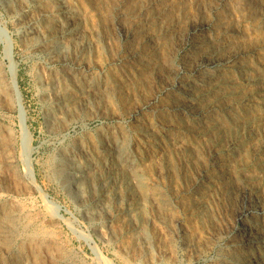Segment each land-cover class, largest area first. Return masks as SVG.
Here are the masks:
<instances>
[{"label": "rangeland", "instance_id": "obj_1", "mask_svg": "<svg viewBox=\"0 0 264 264\" xmlns=\"http://www.w3.org/2000/svg\"><path fill=\"white\" fill-rule=\"evenodd\" d=\"M32 1L34 0H0V264L224 263L227 256L225 244L229 241L226 232L232 233V226L236 225L237 228L233 231L232 238L238 241L244 231L242 222L252 227L258 221L264 226V175L259 172L261 166L264 169V0H35L41 7L38 9ZM57 6H65L72 17H65L58 12L56 14ZM42 11L45 16L40 14ZM154 11L164 12L161 16L164 28L149 27L148 18ZM29 17L34 18L39 25V33L34 34V38L33 34L30 35L33 39L24 37L25 31L30 30ZM46 18L49 19L46 21ZM135 19L138 23H135ZM197 22L200 30L195 36L199 37L198 41L201 40V46L195 43L194 38L189 37V31L197 26ZM47 25L51 31L54 30V42L44 40ZM138 28H141L140 33L138 31L135 34L134 31ZM165 28L169 32H165ZM54 45L59 47L58 54L53 51ZM212 46L220 47L223 55L230 58L227 65L215 67L224 79L220 84L207 82L202 76L204 69H200L209 59L206 52ZM179 72H182L180 78L177 76ZM183 79L194 83L203 81L208 86L207 96L198 98L201 112L188 105L185 99L188 92L178 84ZM225 92L228 94L226 97ZM214 100H218L219 105H225L224 109H208L207 104ZM246 111L249 112L247 116L244 115ZM238 117L243 122L237 121ZM123 143L127 149L125 152L132 157V163L139 162L134 175L116 169L114 164L115 145ZM251 145L255 147V153ZM157 154L164 156L157 161L150 158ZM74 165L77 170H74ZM54 168L58 172L56 175L53 174ZM92 168L100 169L99 174L96 171L94 176L93 189L89 188L88 183L81 186L69 184V174L79 170L83 174H93ZM60 172L64 173L61 175ZM153 177L159 178L156 180ZM194 179L206 188L207 195L212 198V222L199 218L194 210L195 199L191 195ZM225 183L227 188L223 186ZM232 187L235 189L231 190ZM159 192L162 193L165 206L159 205L160 201L156 200ZM227 195H231V198ZM94 196H101L100 201L94 200ZM237 196H240L239 201ZM127 203L133 206L131 211ZM96 204L100 205V209L95 211ZM248 210L250 212L247 213ZM239 211L244 213V217L241 221H236ZM109 212L111 214L108 216ZM10 217L17 220V225L13 224ZM228 218L231 220L225 223ZM131 219L134 220L131 222ZM219 224H222L221 227ZM165 226H168L167 229ZM132 236L139 240V248L131 246ZM143 240L149 241L148 247L156 260L154 257L145 259L147 244ZM203 242H206L204 245L207 247H201ZM172 243L174 245L171 246ZM139 249L141 254H138ZM198 249L201 250L198 252Z\"/></svg>", "mask_w": 264, "mask_h": 264}, {"label": "bare ground", "instance_id": "obj_2", "mask_svg": "<svg viewBox=\"0 0 264 264\" xmlns=\"http://www.w3.org/2000/svg\"><path fill=\"white\" fill-rule=\"evenodd\" d=\"M28 1V0H27ZM65 1V0H64ZM67 1V0H66ZM69 1H71V0H69ZM133 1V0H132ZM157 1V0H156ZM195 1V0H194ZM33 2V5L38 9L40 6H39V3H38V1H32ZM63 2V1H62ZM72 2V1H71ZM121 2V1H120ZM23 3V2H22ZM27 3V2H26ZM25 3V4H26ZM90 3H93V2H90ZM95 3V2H94ZM122 3V2H121ZM150 3V2H149ZM148 3V4H149ZM164 3V2H163ZM58 4H60V5H63V4H61V3H58ZM158 4V3H157ZM166 4V3H165ZM181 4V3H180ZM68 5V4H67ZM104 5V4H103ZM120 5V4H119ZM127 5V4H126ZM174 5V4H173ZM176 5H177V3H176ZM184 5V4H183ZM65 6H66V4H65ZM64 6V7H65ZM112 6H114V5H112ZM123 6V5H122ZM147 6V5H146ZM162 6H164V5H162ZM178 6V5H177ZM204 6V5H203ZM32 7V6H31ZM34 7V8H35ZM44 7V6H43ZM64 7H62V6H57L56 8H55V10H56V14H57V12L58 13H62L65 17H72L71 15V12H69L66 8H64ZM124 7V6H123ZM213 7V6H212ZM41 8V7H40ZM169 8H171V7H169ZM173 8V7H172ZM117 9V8H116ZM150 9V8H149ZM148 9V10H149ZM155 9V8H154ZM167 9V8H166ZM193 9V8H192ZM34 10V9H33ZM54 10V9H53ZM71 10V9H70ZM114 10V9H113ZM195 10V9H194ZM213 10V9H212ZM13 11V10H12ZM43 11H45V10H43ZM43 11L40 13L42 16H45L44 15V13H43ZM74 11V10H73ZM77 11V10H76ZM180 11V10H179ZM183 11V10H182ZM54 12V11H53ZM121 12V11H120ZM145 12V11H144ZM194 12H196V11H194ZM193 12V13H194ZM38 13V12H37ZM36 13V14H37ZM52 13V12H51ZM131 13H133V12H131ZM164 12H161V11H154L153 13H152V15H151V17L150 18H148L149 20H150V26L149 27H163L164 26V21H162L161 20V16H162V14H163ZM54 14V13H53ZM116 14V13H115ZM114 14V15H115ZM145 14H146V12H145ZM48 15V14H47ZM73 15H74V13H73ZM80 15V14H79ZM82 15V14H81ZM174 14H172V16H173ZM38 16V15H37ZM117 16V15H116ZM145 16V15H144ZM33 17V16H32ZM30 18V24H31V26H30V30L29 31H25V33H24V37H25V39H30V38H32L33 36H34V34L36 35V34H38L39 33V25H38V22L34 19V18ZM48 17H50V16H48ZM115 17V16H114ZM165 17V16H164ZM188 17H189V15H188ZM64 18V17H63ZM82 18V17H81ZM49 19V18H48ZM47 18H46V21L48 20ZM78 19H80V18H78ZM128 19V18H127ZM131 19V18H130ZM198 19V18H197ZM227 19V18H226ZM38 20H41V19H38ZM76 20V19H75ZM190 20V19H189ZM216 20V19H215ZM50 21V20H49ZM58 21V20H57ZM60 21V20H59ZM70 21V20H69ZM78 21V20H77ZM98 21V20H97ZM131 21H133V20H131ZM138 20L137 19H135V23H138L137 22ZM147 21V20H146ZM180 21V20H179ZM229 21V20H228ZM64 22V21H63ZM104 22V21H103ZM108 22V21H107ZM70 23H72V22H70ZM82 23H83V21H82ZM81 23V24H82ZM167 23V22H166ZM48 24H50V22L48 23ZM74 24H75V22H74ZM78 24H80V23H78ZM100 24V23H99ZM117 24V23H116ZM43 25H45V24H43ZM42 25V26H43ZM51 25V24H50ZM104 25V24H103ZM114 25V24H113ZM143 25V24H142ZM166 25V24H165ZM173 25V24H172ZM182 25V24H181ZM48 26V25H47ZM46 26V36L44 37V40L46 39V40H50L51 42H54V39H55V34H54V30H53V28H52V30L53 31H51L50 29H49V26L47 27ZM109 26V25H108ZM147 26V25H146ZM221 26V25H220ZM65 27V26H64ZM125 27V26H124ZM210 27V26H209ZM214 27V26H213ZM216 27V26H215ZM219 27V26H218ZM55 28V27H54ZM59 28V27H58ZM164 28V27H163ZM57 29V28H56ZM60 29V28H59ZM62 29H63V27H62ZM81 29V28H80ZM121 29V28H120ZM141 29V28H140ZM139 28L136 30L135 29V34H137L138 33V31L140 30ZM67 30V29H66ZM123 30V29H122ZM177 30V29H176ZM198 30H200L199 29V27H198V22H197V26H193L192 27V29L189 31V37L190 38H194V40H195V43L196 44H198L199 46H201V43L202 42H200V41H198V38H196V34H197V32H198ZM58 31V30H57ZM63 31V30H62ZM75 31H77V30H75ZM147 31V30H146ZM168 31V29L167 28H165V32H167ZM175 31V30H174ZM212 31V30H211ZM41 32H43V31H41ZM71 32V31H70ZM128 32H130V31H128ZM169 32V31H168ZM228 32V31H227ZM58 33V32H57ZM56 33V34H57ZM64 33V32H63ZM68 33V32H67ZM139 33H140V31H139ZM145 33V32H144ZM31 34H33L32 35V37L30 36ZM61 34H62V32H61ZM70 34V33H69ZM125 34V33H124ZM130 34V33H129ZM143 34V33H142ZM157 34V33H156ZM177 34V33H176ZM211 34V33H210ZM60 35V34H59ZM101 35V34H100ZM153 35V34H152ZM188 35V34H187ZM205 35V34H204ZM229 35V34H228ZM40 36V35H39ZM38 36V37H39ZM125 36V35H124ZM127 36V35H126ZM143 36V35H142ZM198 36V35H197ZM221 36V35H220ZM223 36V35H222ZM37 37V36H36ZM74 37V36H73ZM145 37V36H144ZM153 37V36H152ZM164 37V36H163ZM189 37H188V39H189ZM34 38V37H33ZM32 38V39H33ZM99 37H97V39H98ZM102 38V37H101ZM100 38V39H101ZM137 38V37H136ZM148 38V37H147ZM220 38V37H219ZM40 39V38H39ZM79 39V38H78ZM104 39V38H103ZM154 39V38H153ZM157 39V38H156ZM155 39V40H156ZM96 40V39H95ZM102 40V39H101ZM165 40V39H164ZM215 40V39H214ZM41 41H43V40H41ZM60 41V40H59ZM73 41H75V40H73ZM137 41V40H136ZM158 41V40H157ZM186 41V40H185ZM189 41V40H188ZM192 41V40H191ZM46 42V41H45ZM94 42H96V41H94ZM100 42V41H99ZM104 42V41H103ZM214 42V41H213ZM216 42V41H215ZM220 42V41H219ZM224 42V41H223ZM61 43V42H60ZM175 43V42H174ZM209 43V42H208ZM56 44V43H55ZM70 44V43H69ZM96 44H97V42H96ZM126 44V43H125ZM190 44V43H189ZM53 45V44H52ZM62 45V44H61ZM66 45V44H65ZM132 45V44H131ZM146 45V44H145ZM169 45V44H168ZM177 45V44H176ZM202 45H204V44H202ZM208 45V44H207ZM206 45V46H207ZM222 45V44H221ZM69 46V45H68ZM98 46V45H97ZM101 46V45H100ZM228 46V45H227ZM50 47V46H49ZM48 47V48H49ZM82 47V46H81ZM176 47V46H175ZM187 47V46H186ZM53 51H55L57 54L59 53V47L58 46H56V45H54L53 47ZM65 48V47H64ZM67 48V47H66ZM128 48V47H127ZM154 48V47H153ZM160 48V47H159ZM243 48V47H242ZM98 49H99V46H98ZM138 49H140V48H138ZM142 49V48H141ZM147 49V48H146ZM176 49V48H175ZM52 50V49H51ZM148 50V49H147ZM171 50V49H170ZM195 50V49H194ZM132 51V50H131ZM152 51H153V49H152ZM63 53H64V51H62ZM130 52V51H129ZM139 52V51H138ZM155 52V51H154ZM181 52V51H180ZM144 53V52H143ZM173 53V52H172ZM177 53V52H176ZM182 53V52H181ZM207 55H208V57H209V59L207 60V61H205V63H203L201 66H200V69H204V71H203V78L207 81V82H211V81H213V82H217L218 84H220L221 82H223L224 81V79L222 78V75H221V73H220V71H217L216 69H215V67H218V66H225V65H227L229 62H230V58L229 57H227V56H225V55H223V52H222V50H221V48L220 47H218V46H212L211 47V49H209L207 52ZM53 54V53H52ZM166 54V53H165ZM187 54V53H186ZM63 55V54H62ZM66 55V54H65ZM127 55H129V54H127ZM155 55V54H154ZM173 55V54H172ZM179 55V54H178ZM197 55V54H196ZM238 55V54H237ZM60 56V55H59ZM139 56H141V55H139ZM149 56V55H148ZM176 56V55H175ZM203 56V55H202ZM55 57V56H54ZM143 57V56H142ZM164 57V56H163ZM169 57V56H168ZM199 57V56H198ZM207 57V58H208ZM176 58V57H175ZM178 58V57H177ZM243 58V57H242ZM55 59H56V57H55ZM54 59V60H55ZM138 59V58H137ZM143 59V58H142ZM152 59V58H151ZM185 59V58H184ZM202 59V58H201ZM232 59V58H231ZM146 60V59H145ZM202 60H204V59H202ZM236 60V59H235ZM148 61V60H147ZM172 61H174V60H172ZM171 61V62H172ZM180 61V60H179ZM199 61V60H198ZM240 61V60H239ZM156 62V61H155ZM238 62V61H237ZM143 63V62H142ZM145 63V62H144ZM170 63V62H169ZM235 63V62H234ZM140 64V63H139ZM147 64V63H146ZM173 64V63H172ZM125 65H127V64H125ZM168 65V64H167ZM174 65V64H173ZM131 66V65H130ZM144 66V65H143ZM170 66V65H169ZM182 66V65H181ZM132 67H133V64H132ZM152 67V66H151ZM150 67V68H151ZM157 67V66H156ZM177 67V66H176ZM190 67V66H189ZM188 67V68H189ZM198 67V66H197ZM130 68V67H129ZM193 68V67H192ZM223 68V67H222ZM226 68V67H225ZM131 69V68H130ZM185 69V68H184ZM236 69V68H235ZM123 70H125V69H123ZM173 70V69H172ZM232 70H233V68H232ZM239 70V69H238ZM237 70V71H238ZM246 70V69H245ZM116 71V70H115ZM121 71V70H120ZM146 71V70H145ZM153 71H155V70H153ZM169 71V70H168ZM229 71H231V70H229ZM172 72V71H171ZM170 72V73H171ZM241 72V71H240ZM246 72V71H245ZM252 72V71H251ZM259 72V71H258ZM258 72L256 73V74H258ZM115 73V72H114ZM133 73V72H132ZM147 73V72H146ZM180 73H182V72H179L178 74H177V76L180 78ZM248 73V72H247ZM140 74V73H139ZM156 74V73H155ZM154 74V75H155ZM223 74H225V73H223ZM58 75V74H57ZM123 75V74H122ZM136 75V74H135ZM150 75H152V74H150ZM230 75V74H229ZM238 75V74H237ZM71 76V75H70ZM131 76V75H130ZM199 76V75H198ZM240 76V75H239ZM256 76V75H255ZM261 76H262V73H261ZM117 77H118V74H117ZM123 77V76H122ZM144 77V76H143ZM228 77V76H227ZM235 77V76H234ZM135 78V77H134ZM133 78V79H134ZM152 78V77H151ZM159 78V77H158ZM161 78V77H160ZM187 78V77H186ZM97 79V78H96ZM96 79H94V80H96ZM122 79V78H121ZM124 79V78H123ZM122 79V80H123ZM137 79V78H136ZM168 79V78H167ZM238 79H239V77H238ZM120 80V79H119ZM148 80V79H147ZM203 80V79H202ZM246 80V79H245ZM100 81V80H99ZM105 81V80H104ZM128 81V80H127ZM111 82V81H110ZM109 82V83H110ZM131 82V81H130ZM203 82V81H202ZM202 82H196V83H194L193 81L191 82V81H189V80H181V81H179L178 82V84L180 85V86H182L183 88H184V90L186 91V92H188V93H186V95H185V99H186V101H187V103H188V105L190 106V107H192V108H195L198 112H201V108H200V106L198 105V98H203V97H205V96H207V94H208V91H209V88H208V86L205 84V82L204 83H202ZM258 82V81H257ZM115 83H117V82H115ZM114 83V84H115ZM170 83V82H169ZM89 84V83H88ZM87 84V85H88ZM98 84H100V83H98ZM121 84H122V82H121ZM243 84V83H242ZM252 84V83H251ZM259 84V83H258ZM118 85V84H117ZM166 85H168V84H166ZM235 85H237V84H235ZM241 85V84H240ZM240 85L238 86V87H240ZM4 86H5V84H4ZM73 86V85H72ZM91 86V85H90ZM106 86V85H105ZM219 86V85H218ZM68 87H69V85H68ZM74 87V86H73ZM72 87V88H73ZM111 87V86H110ZM132 87H134V86H132ZM141 87V86H140ZM225 87V86H224ZM244 87V86H243ZM251 87H253V86H251ZM78 88V87H77ZM112 88V87H111ZM167 88V87H166ZM222 88V87H221ZM65 89V88H64ZM69 89V88H68ZM81 89V88H80ZM89 89V88H88ZM136 89V88H135ZM138 89V88H137ZM177 89V88H176ZM215 89V88H214ZM223 89H225V88H223ZM232 89V88H231ZM75 90H76V88H75ZM74 90V91H75ZM78 90V89H77ZM167 90V89H166ZM216 90V89H215ZM246 90V89H245ZM72 91V90H71ZM87 91V90H86ZM85 91V92H86ZM89 91V90H88ZM109 91H110V88H109ZM183 91V90H182ZM65 92H66V90H65ZM65 92H63V93H65ZM179 92V91H178ZM217 92V91H216ZM219 92V91H218ZM260 92V91H259ZM67 94H68V92H66ZM82 93H84V92H82ZM81 93V94H82ZM106 93V92H105ZM177 93V92H176ZM237 94H238V92H236ZM48 94V93H47ZM71 94V93H70ZM171 94V93H170ZM217 94V93H216ZM219 94V93H218ZM64 95V94H63ZM210 95V94H209ZM228 94H227V92H225V97L227 96ZM59 96V95H58ZM66 96V95H65ZM72 96V95H71ZM74 96H76V95H74ZM79 96V95H78ZM167 96V95H166ZM175 96V95H174ZM173 96V97H174ZM60 97V96H59ZM82 97V96H81ZM105 97V96H104ZM106 97H108V96H106ZM213 97V96H212ZM255 97V96H254ZM76 98H78V97H76ZM75 98V99H76ZM123 98V97H122ZM167 98H168V96H167ZM65 99V98H64ZM67 99V98H66ZM65 99V100H66ZM73 99V98H72ZM80 99H82V98H80ZM124 99V98H123ZM169 99V98H168ZM173 99V98H172ZM211 99V98H210ZM222 99V98H221ZM226 99V98H225ZM230 99V98H229ZM164 100V99H163ZM181 100V99H180ZM203 100V99H202ZM206 100H207V98H206ZM253 100V99H252ZM78 101V100H77ZM174 101V100H173ZM204 101V100H203ZM255 101V100H254ZM262 101V100H261ZM57 102H58V100H57ZM66 102V101H65ZM88 102V101H87ZM150 102V101H149ZM163 102V101H162ZM168 102V101H167ZM176 102V101H175ZM180 102V101H179ZM222 102V101H221ZM67 103V102H66ZM200 103V102H199ZM249 103V102H248ZM76 104H78V103H76ZM82 104V103H81ZM164 104V103H163ZM176 104V103H175ZM241 104V103H240ZM63 105V104H62ZM65 105V104H64ZM237 105V104H236ZM252 105H253V103H252ZM82 106V105H81ZM85 106H87L86 104H85ZM169 106V105H168ZM223 106H225V105H219V103H218V100H214V101H212V102H209L208 104H207V108L208 109H210V110H213V109H217V111H218V109H222L223 108ZM238 106H239V104H238ZM77 107V106H76ZM157 107H159V106H157ZM166 107H167V105H166ZM171 107V106H170ZM185 107V106H184ZM233 107V106H232ZM247 107H249V106H247ZM83 108V107H82ZM172 108V107H171ZM174 109H175V107H173ZM179 108V107H178ZM181 108V107H180ZM243 108V107H242ZM251 108V107H250ZM261 108V107H260ZM259 108V109H260ZM67 109V108H66ZM65 109V110H66ZM69 109V108H68ZM157 109V108H156ZM161 109V108H160ZM188 109V108H187ZM224 109V108H223ZM173 110V109H172ZM195 110V111H196ZM232 110V109H231ZM234 110V109H233ZM252 110V109H251ZM156 111V110H155ZM240 111V110H239ZM249 111V110H248ZM257 111V110H256ZM263 111V110H262ZM74 112V111H73ZM216 112V111H215ZM224 112V111H223ZM222 112V113H223ZM230 112V111H229ZM188 113V112H187ZM231 113V112H230ZM240 113V112H239ZM259 113V112H258ZM264 113V112H263ZM158 114V113H157ZM208 114H210V113H208ZM233 114V113H232ZM256 114V113H255ZM260 114V113H259ZM262 114V113H261ZM153 115V114H152ZM244 115H249V112H245V114ZM254 115V114H253ZM156 116V115H155ZM181 116V115H180ZM205 116V115H204ZM206 116H208V115H206ZM220 116H222V114L220 115ZM219 116V117H220ZM235 116V115H234ZM237 116V115H236ZM192 117V116H191ZM243 117V116H242ZM147 118V117H146ZM161 118V117H160ZM173 118V117H172ZM210 118V117H209ZM224 118H225V116L223 117V120H224ZM235 118V117H234ZM239 118V117H238ZM247 118H249V117H247ZM246 118V119H247ZM251 118V117H250ZM185 119V118H184ZM196 119V118H195ZM227 119H228V117H227ZM244 119H245V117H244ZM243 119V120H244ZM173 120V119H172ZM222 120V119H221ZM241 119L239 118V119H237V121H240ZM62 121V120H61ZM64 121H66V120H64ZM146 121V120H145ZM242 121V120H241ZM240 121V122H241ZM150 122H151V120H150ZM155 122V121H154ZM158 122H160V121H158ZM163 122V121H162ZM171 122V121H170ZM181 122H182V120H181ZM185 122V121H184ZM225 122V121H224ZM243 122V121H242ZM191 123V122H190ZM194 123V122H193ZM208 123H210V122H208ZM227 123V122H226ZM225 123V124H226ZM230 123H232V122H230ZM153 124V123H152ZM172 124H173V122H172ZM228 124H229V122H228ZM144 125H146V124H144ZM151 125V124H150ZM158 125V124H157ZM156 125V126H157ZM165 125V124H164ZM178 125V124H177ZM202 125V124H201ZM200 125V126H201ZM230 125V124H229ZM60 126V125H59ZM163 126V125H162ZM176 126V125H175ZM183 126V125H182ZM185 126H186V124H185ZM193 127H195V126H193ZM216 127V126H215ZM242 127V126H241ZM255 127H256V125H255ZM139 128V127H138ZM151 128V127H150ZM152 128H153V126H152ZM144 129V128H143ZM146 129V128H145ZM164 129H165V127H164ZM172 129V128H171ZM200 129V128H199ZM139 130V129H138ZM177 130V129H176ZM180 130V129H179ZM141 131V130H140ZM139 131V132H140ZM152 131V130H151ZM158 131V130H157ZM212 131V130H211ZM125 132V131H124ZM173 132V131H172ZM196 132V131H195ZM198 132V131H197ZM213 132V131H212ZM157 133V132H156ZM210 133V132H209ZM167 134V133H166ZM176 134V133H175ZM183 134V133H182ZM207 134V133H206ZM239 134V133H238ZM109 135V134H108ZM120 135H122V134H120ZM126 135V134H125ZM129 135V134H128ZM141 135V134H140ZM154 135V134H153ZM202 135V134H201ZM243 135V134H242ZM100 136V135H99ZM127 136V135H126ZM152 136V135H151ZM182 136V135H181ZM188 136V135H187ZM198 136V135H197ZM226 136V135H225ZM235 136V135H234ZM255 136V135H254ZM253 136V137H254ZM111 137H113V136H111ZM131 137V136H130ZM129 137V138H130ZM200 137V136H199ZM203 137V136H202ZM237 137V136H236ZM249 137V136H248ZM252 137V136H251ZM261 137V136H260ZM93 138V137H92ZM97 138V137H96ZM115 138V137H114ZM118 138V137H117ZM143 138V137H142ZM145 138V137H144ZM150 138V137H149ZM154 138H156V136L154 137ZM165 138H168V137H165ZM185 138V137H184ZM187 138V137H186ZM194 138V137H193ZM235 138V137H234ZM91 139V138H90ZM90 139H88V141L90 140ZM94 139H95V137H94ZM105 139V138H104ZM116 139V138H115ZM125 139V138H124ZM132 139V138H131ZM141 139V138H140ZM153 139V138H152ZM160 139V138H159ZM158 139V140H159ZM172 139V138H171ZM182 139V138H181ZM204 139V138H203ZM229 139V138H228ZM92 140V139H91ZM99 140V139H98ZM107 140V139H106ZM113 140V139H112ZM137 140H139V139H137ZM160 140H162V139H160ZM186 140V139H185ZM189 140H190V138H189ZM193 140V139H192ZM255 140V139H254ZM95 141V140H94ZM97 141V140H96ZM129 141H130V139H129ZM140 141V140H139ZM151 141V140H150ZM168 141H170V140H168ZM172 141V140H171ZM191 141V140H190ZM196 141V140H195ZM236 141V140H235ZM234 141V142H235ZM251 141V140H250ZM261 141V140H260ZM147 142V141H146ZM164 142V141H163ZM186 142H188L189 143V141L187 140ZM217 142V141H216ZM223 142V141H222ZM242 142V141H241ZM240 142V143H241ZM244 142V141H243ZM253 142V141H252ZM97 143V142H96ZM117 143V142H116ZM131 143V142H130ZM139 143V142H138ZM148 143H150V142H148ZM155 143V142H154ZM159 143V142H158ZM168 143V142H167ZM182 143V142H181ZM197 143H198V141H197ZM206 143V142H205ZM208 143V142H207ZM249 143V142H248ZM85 144V143H84ZM83 144V145H84ZM87 144V143H86ZM137 144V143H136ZM187 144V143H186ZM219 144V143H218ZM225 144H227V143H225ZM236 144V143H235ZM238 144V143H237ZM96 145H98V144H96ZM95 145V147H97ZM127 145V144H126ZM178 145V144H177ZM182 145H183V143H182ZM194 145V144H193ZM206 145V144H205ZM210 145V144H209ZM243 145V144H242ZM245 145V144H244ZM264 145V144H263ZM109 146V145H108ZM112 146H113V144H112ZM172 146V145H171ZM188 146V145H187ZM192 146V145H191ZM190 146V147H191ZM227 146V145H226ZM231 146V145H230ZM261 146V145H260ZM89 147V146H88ZM94 147V148H95ZM142 147V146H141ZM154 147V146H153ZM219 147V146H218ZM232 147V146H231ZM244 147V146H243ZM245 147H246V145H245ZM251 147H252V149H253V152L255 153L256 152V149H255V147H253L252 145H251ZM165 148V147H164ZM173 148H174V146H173ZM175 148H177V147H175ZM217 148V147H216ZM215 148V149H216ZM263 148V147H262ZM97 149H98V147H97ZM112 149V148H111ZM159 149V148H158ZM161 149V148H160ZM229 149V148H228ZM234 149V148H233ZM92 150V149H91ZM103 150H105V148L103 149ZM127 149H125V146H124V143H123V145L121 144V145H118V144H116L115 145V154H116V156H115V166H116V169L117 168H119V170H124V171H128V173H130V174H132V175H134L135 173H136V171L138 170V166H137V164L139 163L138 161V163L137 164H135V163H132V160H131V155H129L127 152H125ZM136 150V149H135ZM138 150V149H137ZM144 150V149H143ZM179 150V149H178ZM197 150V149H196ZM86 151V150H85ZM99 151V150H98ZM106 151V150H105ZM109 151V150H108ZM151 151V150H150ZM168 151H169V149H168ZM187 151H189V150H187ZM212 151V150H211ZM89 152V151H88ZM93 152H95L94 150H93ZM139 152V151H138ZM141 152V151H140ZM172 152V151H171ZM190 152V151H189ZM213 152V151H212ZM215 152V151H214ZM264 152V151H263ZM109 153V152H108ZM112 153H113V151H112ZM178 153H179V151H178ZM187 153V152H186ZM211 153V152H210ZM243 153V152H242ZM84 154V153H83ZM95 154H97V153H95ZM131 154V153H130ZM135 154H137V153H135ZM140 154V153H139ZM154 154V153H153ZM156 154V153H155ZM194 154V153H193ZM216 154V153H215ZM227 154H229V151H228V153ZM240 154V153H239ZM238 154V155H239ZM85 155V154H84ZM183 155V154H182ZM195 155V154H194ZM199 155V154H198ZM163 154L161 155V154H157V155H154V156H151L150 158H153V160H155V161H157V160H159V159H161V158H163ZM176 156H178V155H176ZM180 156V155H179ZM229 156V155H228ZM96 157H97V155H96ZM108 157V156H107ZM113 157V156H112ZM196 157V156H195ZM199 157V156H198ZM260 157V156H259ZM51 158V157H50ZM90 158V157H89ZM137 158V157H136ZM147 158V157H146ZM149 158V159H150ZM165 158V157H164ZM169 158V157H168ZM171 158V157H170ZM185 158V157H184ZM212 158V157H211ZM222 158V157H221ZM230 158V157H229ZM87 159V158H86ZM176 159H178V157L176 158ZM183 159V158H182ZM195 159V158H194ZM261 159V158H260ZM51 160V159H50ZM138 160V159H137ZM143 160H146L145 158L143 159ZM210 160V159H209ZM212 160V159H211ZM235 160V159H234ZM111 161V160H110ZM142 161V160H141ZM149 161V160H148ZM185 161V160H184ZM219 161V160H218ZM250 161V160H249ZM88 162V161H87ZM91 162V161H90ZM95 162V161H94ZM102 162V161H101ZM130 162V163H129ZM134 162V161H133ZM136 162V161H135ZM151 162H153V161H151ZM166 162H167V160H166ZM187 162V161H186ZM191 162V161H190ZM190 162H188V163H190ZM193 162V161H192ZM217 162V161H216ZM239 162V161H238ZM262 162V161H261ZM264 162V161H263ZM55 163V162H54ZM233 163H234V161H233ZM240 163V162H239ZM251 163V162H250ZM52 164V163H51ZM56 164V163H55ZM77 164V163H76ZM111 164V163H110ZM144 164V163H143ZM146 164V163H145ZM158 164V163H157ZM166 164V163H165ZM173 164V163H172ZM175 164V163H174ZM186 164V163H185ZM184 164V165H185ZM212 164V163H211ZM215 164V163H214ZM226 164H227V162H226ZM58 165V164H57ZM57 165H56V167H57ZM63 165V164H62ZM78 165V164H77ZM83 165V164H82ZM87 165V164H86ZM99 165V164H98ZM104 165V164H103ZM141 165V164H140ZM149 165V164H148ZM183 165V166H184ZM188 165V164H187ZM186 165V166H187ZM223 165V164H222ZM100 166V165H99ZM114 166V165H113ZM145 166V165H144ZM154 166V165H153ZM176 166H177V164H176ZM185 166V167H186ZM190 166V165H189ZM209 166V165H208ZM219 166V165H218ZM78 167V166H77ZM82 167V166H81ZM143 167V166H142ZM158 167V166H157ZM160 167L162 168V165H160ZM165 167V166H164ZM182 167V166H181ZM195 167V166H194ZM210 167V166H209ZM53 168V167H52ZM61 168V167H60ZM59 168V169H60ZM70 168V167H69ZM106 168V167H105ZM154 168V167H153ZM193 168V167H192ZM215 168V167H214ZM227 168V167H226ZM245 168V167H244ZM254 168V167H253ZM63 169V168H62ZM93 169V168H92ZM97 168H95V169H93V174H89V172L87 173L86 172V174H85V172H84V174L86 175H84L82 172H79V171H76V172H74V173H72V174H69L70 176V180H71V182L69 183V184H71V185H73V186H81V185H85V184H87L88 183V186H89V188L91 187L92 189H93V185H94V183H93V181H94V178H96V177H94V176H96V174L98 173L99 174V170H96ZM175 169V168H174ZM196 169H198V166H197V168ZM202 169V168H201ZM222 169V168H221ZM230 169V168H229ZM67 170V169H66ZM74 170H77L76 168H75V165H74ZM110 170V169H109ZM112 170H114V169H112ZM148 170V169H147ZM156 170V169H155ZM159 170L160 169H158L157 171L159 172ZM165 170V169H164ZM181 170V169H180ZM192 170V169H191ZM219 170H220V168H219ZM242 170V169H241ZM258 170V169H257ZM69 171V170H68ZM96 171H97V173H96ZM111 171V170H110ZM156 171V172H157ZM167 171V170H166ZM202 171V170H201ZM231 171H232V169H231ZM231 171H230V173H231ZM243 171V170H242ZM246 171H247V169H246ZM256 171V170H255ZM65 172H67V171H65ZM141 172V171H140ZM163 172V171H162ZM165 172V171H164ZM225 172V171H224ZM259 172L262 174L263 173V175H264V169H263V167L261 166V168H259ZM64 173V172H63ZM62 172H60V174L62 175L63 174ZM106 173V172H105ZM110 173V172H109ZM127 173V172H126ZM160 173V172H159ZM168 173V172H167ZM199 173V172H198ZM211 173V172H210ZM220 173V172H219ZM227 173V172H226ZM245 173V172H244ZM248 173V172H247ZM53 174L54 175H56V174H58V172H57V170H56V168H54L53 169ZM66 174V173H65ZM116 174V173H115ZM114 174V175H115ZM163 174V173H162ZM170 174V173H169ZM193 174V173H192ZM191 174V175H192ZM204 174V173H203ZM206 174V173H205ZM217 174H218V172H217ZM216 174V175H217ZM168 175V174H167ZM200 175H202V174H200ZM230 175V174H229ZM242 175V174H241ZM91 176V177H90ZM151 176V175H150ZM160 176V175H159ZM162 176H164V175H162ZM195 176V175H194ZM208 176V175H207ZM222 176V175H221ZM220 176V177H221ZM56 177V176H55ZM61 177V176H60ZM63 177H65V176H63ZM98 177V176H97ZM105 177V176H104ZM110 177H112V176H110ZM114 177V176H113ZM118 177H120V176H118ZM168 177V176H167ZM170 177V176H169ZM198 177V176H197ZM215 177V176H214ZM226 177H228V176H226ZM230 177V176H229ZM232 177H233V175H232ZM107 178H108V176H107ZM124 178H125V176H124ZM139 178V177H138ZM153 178H155V177H153ZM159 178V177H158ZM157 178V179H158ZM202 178V177H201ZM217 178H218V176H217ZM225 178V177H224ZM239 178V177H238ZM104 179V178H103ZM150 179V178H149ZM156 179V178H155ZM156 179V180H157ZM165 179H167V178H165ZM176 179V178H175ZM178 179V178H177ZM182 179V178H181ZM197 179H199V178H197ZM214 179V178H213ZM131 180V179H130ZM134 180H135V178H134ZM162 180H163V178H162ZM203 180V179H202ZM217 180V179H216ZM227 180V179H226ZM230 180V179H229ZM258 180V179H257ZM87 181V182H86ZM137 181H139V180H137ZM159 181H160V179H159ZM177 181V180H176ZM193 181V180H192ZM194 181H195V179H194ZM228 181V180H227ZM226 181V182H227ZM235 181V180H234ZM68 182V181H67ZM97 182V181H96ZM99 182V181H98ZM107 182V181H106ZM145 182V181H144ZM175 182V181H174ZM232 182V181H231ZM236 182V181H235ZM251 182V181H250ZM254 182V181H253ZM255 182H256V180H255ZM117 183V182H116ZM128 183V182H127ZM135 183V182H134ZM148 183V182H147ZM166 183V182H165ZM167 183H169L168 181H167ZM181 183V182H180ZM190 183H191V181H190ZM194 184L192 185V188H191V195L194 197V199H195V204H194V210H195V212H197V216L199 217V218H203L204 220H207V219H211V218H213V215H212V210H211V207H210V205H211V202H212V198H210V196H208L207 195V192H206V188L204 187V186H202L200 183H199V181H195V182H193ZM202 183V182H201ZM224 183V182H223ZM228 183H230V182H228ZM102 184V183H101ZM110 184V183H109ZM111 184H112V182H111ZM125 184V183H124ZM131 184H133V183H131ZM170 184V183H169ZM187 184H188V182H187ZM203 184V183H202ZM209 184V183H208ZM217 184V183H216ZM215 184V185H216ZM244 184V183H243ZM147 185V184H146ZM152 185H154V184H152ZM190 185V184H189ZM230 185V184H229ZM233 185H234V183H233ZM264 185V184H263ZM99 186V185H98ZM110 186V185H109ZM108 186V187H109ZM122 186V185H121ZM134 186H135V184H134ZM158 186V185H157ZM156 186V187H157ZM161 186H162V184H161ZM167 186V185H166ZM174 186V185H173ZM213 186H214V184H213ZM218 186H220V184L218 185ZM224 187H226L227 185H226V183L223 185ZM238 186V185H237ZM244 186V185H243ZM103 187H105V186H103ZM102 187V188H103ZM114 187V186H113ZM116 187H118V186H116ZM149 187V186H148ZM160 187V186H159ZM158 187V188H159ZM176 187V186H175ZM184 187V186H183ZM207 187V186H206ZM236 187V186H235ZM262 187V186H261ZM85 188H86V186H85ZM88 188V189H89ZM98 188V187H97ZM96 188V189H97ZM112 188V187H111ZM115 188V187H114ZM168 188H170V187H168ZM185 188V187H184ZM189 188H190V186H189ZM218 188H220V187H218ZM227 188V187H226ZM234 187H232L231 188V190L233 189ZM256 188H257V186H256ZM105 189V188H104ZM110 189V188H109ZM151 189H152V187H151ZM208 189H209V187H208ZM215 189H216V187H215ZM235 189V188H234ZM233 189V190H234ZM81 190V189H80ZM111 190V189H110ZM132 190V189H131ZM146 190V189H145ZM144 190V191H145ZM149 190V189H148ZM148 190L146 191V192H148ZM163 190V189H162ZM166 190V189H165ZM171 191V189H168V191ZM177 190V189H176ZM181 190V189H180ZM182 190H183V188H182ZM220 190V189H219ZM221 190L223 191L224 189H222V187H221ZM229 190V189H228ZM237 190V189H236ZM121 191V190H120ZM125 191V190H124ZM123 191V192H124ZM130 191V190H129ZM143 191V190H142ZM150 191V190H149ZM164 191V190H163ZM173 191V190H172ZM186 191V190H185ZM190 191V190H189ZM225 191V190H224ZM223 191V192H224ZM238 191V190H237ZM252 191H253V189H252ZM258 191V190H257ZM262 191V190H261ZM79 192V191H78ZM82 192V191H81ZM86 192V191H85ZM84 192V193H85ZM91 192H93V191H91ZM91 192H89V193H91ZM101 192V191H100ZM102 192H105V191H103L102 190ZM132 193H133V191H131ZM130 192V193H131ZM140 192V191H139ZM156 192V191H155ZM161 192V191H160ZM157 193L156 194V200H159L160 201V203H159V205H163L164 204V201L162 200V193ZM167 192V191H166ZM174 192V191H173ZM231 192V191H230ZM233 192V191H232ZM239 192V191H238ZM237 192V193H238ZM240 192H241V190H240ZM239 192V193H240ZM260 192V191H259ZM76 193V192H75ZM108 193V192H107ZM115 193V192H114ZM138 193V192H137ZM179 193V192H178ZM184 193V192H183ZM244 193V192H243ZM252 194H253V192H251ZM261 193V192H260ZM78 194H83V193H78ZM106 194V193H105ZM104 194V195H105ZM109 194V193H108ZM117 194V193H116ZM124 194V193H123ZM167 194H169V193H167ZM172 194V193H171ZM170 194V195H171ZM187 194V193H186ZM211 194H212V191H211ZM222 194V193H221ZM230 194V193H229ZM232 194V193H231ZM258 194V193H257ZM263 194V193H262ZM103 195V194H102ZM107 195V194H106ZM114 195V194H113ZM118 195V194H117ZM116 195V196H117ZM125 195V194H124ZM128 195V194H127ZM143 195V194H142ZM175 195V194H174ZM213 195H215V194H213ZM220 195V194H219ZM222 195H224V193L222 194ZM221 195V196H222ZM243 195V194H242ZM246 195V194H245ZM248 195V194H247ZM88 196H89V194H88ZM90 196H91V194H90ZM147 196V195H146ZM149 196V195H148ZM147 196V197H148ZM166 196V195H165ZM168 196V195H167ZM227 196H229V195H227ZM231 196V195H230ZM229 196V199L231 198ZM233 196V195H232ZM234 196H236V195H234ZM92 197V196H91ZM101 197V196H100ZM100 197H98V196H94V200H99L100 201ZM104 197V196H103ZM108 197V196H107ZM114 198H115V196H113ZM133 197H134V195H133ZM145 197V196H144ZM164 197V196H163ZM170 197H173V196H170ZM175 197V196H174ZM182 197V196H181ZM214 197V196H213ZM237 197H239V198H237L238 200L237 201H239V199H240V196H237ZM247 197V196H246ZM253 197V196H252ZM84 198V197H83ZM82 198V199H83ZM120 198V197H119ZM129 198V197H128ZM184 198V197H183ZM191 198V197H190ZM216 198V197H215ZM227 198V197H226ZM233 198V197H232ZM235 198V197H234ZM249 198V197H248ZM121 199V198H120ZM125 199V198H124ZM132 199V198H131ZM148 199V198H147ZM152 199V198H151ZM153 199H154V197H153ZM175 199V198H174ZM263 199V198H262ZM108 200H110V197H109V199ZM111 200H114V199H111ZM135 200H136V198H135ZM141 200H142V198H141ZM146 200V199H145ZM172 200V199H171ZM220 200V199H219ZM226 200V199H225ZM120 201V200H119ZM130 201V200H129ZM169 201V200H168ZM175 201V200H174ZM211 201V202H210ZM214 201H217L218 202V200H214ZM227 201V200H226ZM229 201V200H228ZM233 201V200H232ZM250 201V200H249ZM254 201H255V199H254ZM86 202V201H85ZM122 202V201H121ZM126 202H127V200H126ZM134 202V201H133ZM132 202V203H133ZM143 202V201H142ZM146 202V201H145ZM144 202V203H145ZM152 202H154V201H152ZM151 202V203H152ZM166 202V201H165ZM179 202H181V201H179ZM183 202H184V200H183ZM221 202V201H220ZM230 203H231V201H229ZM228 202V203H229ZM236 202V201H235ZM95 203H98V202H95ZM124 203H125V200H124ZM129 203H131V202H129ZM139 203V202H138ZM141 203V202H140ZM150 203V202H149ZM219 203V202H218ZM234 203V202H233ZM238 203V202H237ZM247 203V202H246ZM104 204H106V203H104ZM121 204V203H120ZM128 204V203H127ZM154 204V203H153ZM158 204V203H157ZM177 204V203H176ZM181 204V203H180ZM187 204V203H186ZM222 204V203H221ZM243 204V203H242ZM241 204V205H242ZM249 204V203H248ZM129 205V204H128ZM134 205V204H133ZM135 205H137V204H135ZM140 205V204H139ZM144 205V204H143ZM167 205H169L168 203H167ZM188 205V204H187ZM215 205V204H214ZM220 205V204H219ZM235 205V204H234ZM233 205V206H234ZM244 205V204H243ZM115 206V205H114ZM142 206V205H141ZM155 206V205H154ZM153 206V207H154ZM163 206H165V204L163 205ZM174 206V205H173ZM177 206V205H176ZM180 206V205H179ZM192 206V205H191ZM222 206H224V205H222ZM228 206V205H227ZM250 206V205H249ZM253 206V205H252ZM94 207V206H93ZM124 207V206H123ZM129 207V211H131L132 209H131V207H133L132 205H129L128 206ZM152 207V206H151ZM150 207V208H151ZM152 207V208H153ZM183 207V206H182ZM187 207V206H186ZM190 207V206H189ZM213 207V206H212ZM216 207V206H215ZM219 207V206H218ZM264 207V206H263ZM110 208V207H109ZM112 208V207H111ZM135 208V207H134ZM143 208V207H142ZM168 208H170V207H168ZM176 208V207H175ZM190 208H193V207H190ZM223 208V207H222ZM225 208V207H224ZM227 208V207H226ZM241 208V207H240ZM242 208H244V207H242ZM249 208V207H248ZM260 209H261V207H259ZM98 209H100V205H98V204H96L95 205V207H94V210L96 211V210H98ZM113 209V208H112ZM115 209V208H114ZM123 209V208H122ZM154 209V208H153ZM182 208L180 207V210H181ZM184 209V208H183ZM213 209V208H212ZM237 209V208H236ZM235 209V210H236ZM250 209V208H249ZM102 210H104V209H102ZM106 210H107V208H106ZM119 210V209H118ZM121 210V209H120ZM135 210V209H134ZM173 210V209H172ZM176 210V209H175ZM185 210V209H184ZM188 210H189V208H188ZM215 210V209H214ZM218 210V209H217ZM222 210V209H221ZM234 210V211H235ZM256 210H258V209H256ZM91 211H92V209H91ZM138 211H140V210H138ZM146 211V210H145ZM144 211V212H145ZM156 211H158V210H156ZM168 211V210H167ZM187 211V210H186ZM216 211V210H215ZM219 211V210H218ZM217 211V212H218ZM223 211V210H222ZM225 211H226V209H225ZM228 211V210H227ZM237 211V210H236ZM261 211V210H260ZM93 212V211H92ZM106 212V211H105ZM111 212H112V210H111ZM149 212H150V210H149ZM164 212V211H163ZM177 212V211H176ZM183 212H185V211H183ZM191 212H192V210H191ZM194 212V211H193ZM231 212V211H230ZM248 212H250L249 210L247 211V213ZM253 212V211H252ZM262 212V211H261ZM91 213V212H90ZM151 213V212H150ZM154 213H156V212H154ZM190 213V212H189ZM189 213H188V215H189ZM232 213H234V212H232ZM232 213H230V214H232ZM256 213V212H255ZM97 214V213H96ZM99 214H100V212H99ZM98 214V215H99ZM104 214H106V213H104ZM111 213L109 212V214H108V216L110 215ZM131 214H132V212H131ZM135 214V213H134ZM147 214H148V211H147ZM176 214V213H175ZM196 214V213H195ZM218 215L219 214H221V213H217ZM88 215V214H87ZM91 215V214H90ZM93 215V214H92ZM95 215V214H94ZM114 215V214H113ZM141 215V214H140ZM152 215V214H151ZM154 215V214H153ZM168 215V214H167ZM185 215V217H186V214H184ZM225 215V214H224ZM246 215V214H245ZM133 216V215H132ZM135 216V215H134ZM145 216V215H144ZM158 216V215H157ZM156 216V217H157ZM183 216V215H182ZM254 216V215H253ZM252 216V217H253ZM91 217V216H90ZM89 217V218H90ZM117 217V216H116ZM123 217V216H122ZM141 217V216H140ZM145 217H147V216H145ZM150 217V216H149ZM148 217V218H149ZM153 217V216H152ZM181 217V216H180ZM220 217V216H219ZM225 217V216H224ZM243 217H244V213L241 211H239V213H237L236 214V221H241L242 219H243ZM11 218V217H10ZM91 218H93L94 219V217L92 216ZM103 218V217H102ZM115 218V217H114ZM135 218V217H134ZM175 218V217H174ZM221 218V217H220ZM88 219V218H87ZM93 219H91V220H93ZM117 219V218H116ZM124 219V218H123ZM123 219H122V221H123ZM127 219V218H126ZM129 219V218H128ZM127 219V220H128ZM139 219V218H138ZM141 219V218H140ZM145 219V218H144ZM189 219V218H188ZM214 219V218H213ZM223 219V218H222ZM221 219V220H222ZM257 219V218H256ZM15 218H11V221L13 222V224L15 223ZM90 220V221H91ZM95 220V219H94ZM126 220V221H127ZM132 220H134V219H131V222H132ZM136 220H137V218H136ZM146 220V219H145ZM153 220V219H152ZM159 220V219H158ZM197 220V219H196ZM218 220V219H217ZM216 220V221H217ZM228 220H231V219H227L226 220V222L225 223H227V221ZM17 221V220H16ZM125 221V222H126ZM138 221V220H137ZM141 221H142V219H141ZM148 221V220H147ZM149 221H151V220H149ZM177 221V220H176ZM186 221V220H185ZM192 221V220H191ZM193 221H195V220H193ZM200 221H202V220H200ZM211 221V220H210ZM215 221V220H214ZM92 222V221H91ZM96 222H98L97 220H96ZM143 222H145L146 223V221H143ZM153 222V221H152ZM173 222V221H172ZM187 222V221H186ZM189 222H190V220H189ZM189 222H188V224H189ZM203 222V221H202ZM201 222V223H202ZM207 223L209 222V221H206ZM212 222V221H211ZM218 222V221H217ZM222 222V221H221ZM120 223V222H119ZM130 223V222H129ZM128 223V224H129ZM138 223V222H137ZM151 223V222H150ZM178 223V222H177ZM192 223V222H191ZM231 223V222H230ZM232 223H234V222H232ZM16 224V223H15ZM93 224V223H92ZM121 224V223H120ZM125 224V223H124ZM124 224H122V225H124ZM139 224V223H138ZM147 224V223H146ZM145 224V225H146ZM154 224V223H153ZM156 224V223H155ZM173 224V223H172ZM209 224H210V222H209ZM208 224V225H209ZM212 224V223H211ZM229 224V223H228ZM17 225V224H16ZM119 225V224H118ZM149 225V224H148ZM174 225V224H173ZM193 225V224H192ZM215 225V224H214ZM220 225V224H219ZM222 225V224H221ZM221 225H220V227H221ZM226 225V224H225ZM135 226V225H134ZM142 226H143V224H142ZM186 226V225H185ZM190 226V225H189ZM188 226V227H189ZM218 226V225H217ZM242 228H243V233H242V236L240 237V239H239V241L238 240H236L235 238H232L233 237V231H235V230H237V228H236V225L233 227H231V229H232V233L231 232H226V236H228L229 237V241H228V243L227 244H225L226 245V247H225V251H226V255L227 256H225V258H224V263H222V264H264V226H263V224H261V223H259L258 221L257 222H254V224H253V226L252 227H249L248 226V224L246 223H243L242 222ZM123 227V226H122ZM127 227V226H126ZM151 227V226H150ZM161 227V226H160ZM166 227V226H165ZM168 227V226H167ZM167 227H166V229H167ZM177 227V226H176ZM183 227V226H182ZM182 227H180L179 229L181 230V228ZM195 227V226H194ZM194 227H193V229H194ZM203 227V226H202ZM211 227V226H210ZM210 227H208V228H210ZM214 228H215V226H213ZM227 227V226H226ZM129 228V227H128ZM132 228V227H131ZM184 228V227H183ZM204 228L206 229V225L204 226ZM218 228H219V226H218ZM241 228V227H240ZM124 229V228H123ZM144 229V228H143ZM148 229V228H147ZM157 229V228H156ZM163 229V228H162ZM178 229V228H177ZM189 229V228H188ZM195 229H196V227H195ZM212 229V228H211ZM230 229V230H231ZM153 230H154V228H153ZM199 230V229H198ZM209 231H210V229H208ZM223 230V229H222ZM149 231V230H148ZM152 231V230H151ZM194 231V230H193ZM212 231V230H211ZM220 231H221V229H220ZM130 232V231H129ZM138 232V231H137ZM154 232V231H153ZM155 232H157V231H155ZM154 232V233H155ZM159 232V231H158ZM171 232V231H170ZM183 232H185V231H183ZM188 232V231H187ZM207 232V231H206ZM213 232H215V231H213ZM212 232V233H213ZM218 232V231H217ZM225 232V231H224ZM115 233V232H114ZM154 233H153V236H154ZM173 233V232H172ZM196 233H199V232H197L196 231ZM209 233V232H208ZM211 233V232H210ZM223 233V232H222ZM140 234H142V233H140ZM144 234V233H143ZM147 234V233H146ZM186 234V233H185ZM195 234V233H194ZM193 234V235H194ZM201 234V233H200ZM203 234V233H202ZM205 234V233H204ZM203 234V235H204ZM215 234V233H214ZM150 235H151V232H150ZM175 235H176V233H175ZM174 235V236H175ZM178 235V234H177ZM180 235V234H179ZM187 235V234H186ZM191 235V234H190ZM215 235H217V233L215 234ZM214 235V236H215ZM219 235V234H218ZM223 235V234H222ZM137 236H139V235H137ZM152 236V235H151ZM171 236V235H170ZM184 236V235H183ZM195 236H196V234H195ZM198 236V235H197ZM214 236H212V237H214ZM157 237V236H156ZM166 237V236H165ZM199 237V236H198ZM196 238V239H199V238ZM209 237V236H208ZM216 237V236H215ZM219 237V236H218ZM222 237V236H221ZM132 238H133V236H132ZM145 238H147V237H145ZM153 238V237H152ZM158 238V237H157ZM166 238H168V237H166ZM206 238V237H205ZM220 238V237H219ZM161 239V238H160ZM192 239V238H191ZM215 239V238H214ZM156 240V239H155ZM172 240V239H171ZM190 240V239H189ZM188 240V241H189ZM205 240V239H204ZM208 239H206V241H207ZM222 240V239H221ZM224 240V239H223ZM131 242H130V244H131V246H133L134 248H139V246H140V243H139V240H137V239H132V240H130ZM143 241H146L145 243L147 244V247H145L146 248V250H145V256H146V258L145 257H143V258H145V259H150L151 257H154V256H152V250H151V248L150 247H148V245H150L149 244V241L148 240H143ZM142 241V242H143ZM148 241V242H147ZM161 241V240H160ZM184 241V240H183ZM187 241V240H186ZM196 241V240H195ZM210 241V239L208 240V242ZM157 242V241H156ZM155 242V243H156ZM165 242V241H164ZM170 242V241H169ZM169 242H166V243H169ZM172 242V241H171ZM197 242V241H196ZM202 242V241H201ZM221 242V241H220ZM158 243V242H157ZM186 243V242H185ZM189 243V242H188ZM190 243H191V241H190ZM206 242H203L202 244H201V247H202V245H204ZM213 243V242H212ZM211 243V244H212ZM215 243H216V241H215ZM219 243V242H218ZM142 244V243H141ZM144 244V243H143ZM152 244V243H151ZM158 244H161V243H158ZM192 244V243H191ZM196 244V243H195ZM214 244V243H213ZM171 246L172 245H174L173 243L172 244H170ZM184 245V244H183ZM188 245V244H187ZM194 245V244H193ZM199 245H200V243H199ZM162 246H163V244H162ZM176 246V245H175ZM185 246H186V244H185ZM189 246V245H188ZM195 246V245H194ZM204 246H206V245H204ZM209 246V245H208ZM211 246V245H210ZM217 246V245H216ZM215 246V247H216ZM143 247H144V245H143ZM200 247V246H199ZM207 247V246H206ZM127 248V247H126ZM152 248H154V247H152ZM174 248V247H173ZM203 248V247H202ZM210 248V247H209ZM214 248V247H213ZM142 249V248H141ZM183 249H184V246H183ZM186 249V248H185ZM191 249V248H190ZM195 249V248H194ZM129 250V249H128ZM135 250V249H134ZM140 250V249H139ZM138 250V251H139ZM154 250V249H153ZM189 250V249H188ZM199 250H201V249H198V252H199ZM210 250V249H209ZM221 250V249H220ZM155 251H156V249H155ZM160 252V251H159ZM166 252V251H165ZM185 252H186V250H185ZM220 252V251H219ZM136 253H137V249H136ZM135 253V254H136ZM141 254L142 252H141V250L138 252V254ZM157 253V252H156ZM155 253V254H156ZM125 254V253H124ZM137 254V255H138ZM164 254V253H163ZM223 254V253H222ZM123 255V254H122ZM136 255V256H137ZM143 256V255H142ZM141 256V257H142ZM161 256V255H160ZM140 257V258H141ZM218 257V256H217ZM155 258V257H154ZM163 258V257H162ZM165 258V257H164ZM221 258V257H220ZM219 258V259H220ZM138 259V258H137ZM161 259V258H160ZM142 260H144V259H142ZM152 260V259H151ZM154 260H156V258L154 259ZM154 260H153V262H154ZM159 260V259H158ZM163 260V259H162ZM138 261V260H137ZM215 261V260H214ZM160 262V261H159ZM163 262V261H162ZM216 262H218V261H216ZM223 262V261H222ZM152 263V262H151ZM150 263V264H151ZM153 264V263H152Z\"/></svg>", "mask_w": 264, "mask_h": 264}]
</instances>
